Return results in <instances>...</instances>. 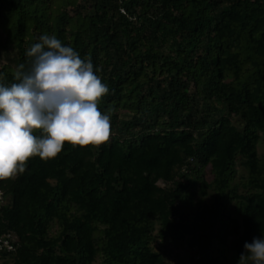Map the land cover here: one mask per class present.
<instances>
[{"label": "trees", "instance_id": "trees-1", "mask_svg": "<svg viewBox=\"0 0 264 264\" xmlns=\"http://www.w3.org/2000/svg\"><path fill=\"white\" fill-rule=\"evenodd\" d=\"M41 34L99 68L110 135L0 179V264H237L264 234V0H0V83Z\"/></svg>", "mask_w": 264, "mask_h": 264}, {"label": "clouds", "instance_id": "clouds-1", "mask_svg": "<svg viewBox=\"0 0 264 264\" xmlns=\"http://www.w3.org/2000/svg\"><path fill=\"white\" fill-rule=\"evenodd\" d=\"M25 55L15 82L0 83V179L23 173L31 157L55 158L65 142L98 146L110 135V115L98 108L109 88L91 59L50 34ZM237 264H264V234L243 243Z\"/></svg>", "mask_w": 264, "mask_h": 264}, {"label": "built area", "instance_id": "built-area-1", "mask_svg": "<svg viewBox=\"0 0 264 264\" xmlns=\"http://www.w3.org/2000/svg\"><path fill=\"white\" fill-rule=\"evenodd\" d=\"M124 13V10H121ZM5 204V194L0 190V209ZM18 242V236L13 233H5L0 235V253L10 254L15 252Z\"/></svg>", "mask_w": 264, "mask_h": 264}, {"label": "rangeland", "instance_id": "rangeland-1", "mask_svg": "<svg viewBox=\"0 0 264 264\" xmlns=\"http://www.w3.org/2000/svg\"><path fill=\"white\" fill-rule=\"evenodd\" d=\"M258 151H259L260 155H264V140L261 141ZM242 174H243V172H242ZM160 184L163 185V183H160ZM195 191L197 194H199L198 188H196ZM166 248H167V250H170V251L174 249V251H177V253L182 258H185V256L188 254V250H187L186 246H181L180 249L175 250V248L172 249V247L169 244L168 245L166 244ZM166 260L168 262L167 264H175L176 263V260L174 259L173 254H170L169 257H166Z\"/></svg>", "mask_w": 264, "mask_h": 264}]
</instances>
